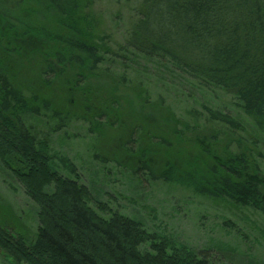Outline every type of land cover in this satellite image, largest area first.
<instances>
[{
  "label": "trees",
  "instance_id": "1",
  "mask_svg": "<svg viewBox=\"0 0 264 264\" xmlns=\"http://www.w3.org/2000/svg\"><path fill=\"white\" fill-rule=\"evenodd\" d=\"M91 1L0 0V163L38 218L33 239L0 224V256L9 264H219L104 205L99 211L109 215L99 216L74 166L51 150L50 137L74 120L70 112L78 106L103 125L108 115L125 116L133 139L148 131L164 147L162 170L173 169L170 154L181 155L186 178L174 184L264 215V176L253 162L264 151V0H140L122 44L114 45L101 35ZM103 64L190 93L194 107L182 118L162 115L181 132L170 134L164 118L153 123L145 116V92L130 88L134 113L132 98L103 88ZM26 72L39 76L37 89L23 82ZM186 132L202 135L200 146L175 141ZM189 176L197 182H187Z\"/></svg>",
  "mask_w": 264,
  "mask_h": 264
},
{
  "label": "rangeland",
  "instance_id": "2",
  "mask_svg": "<svg viewBox=\"0 0 264 264\" xmlns=\"http://www.w3.org/2000/svg\"><path fill=\"white\" fill-rule=\"evenodd\" d=\"M139 1H91L89 12L98 18L101 35L107 36L112 45L122 44L123 34L139 9ZM104 65L99 66L106 76L100 85L108 91L115 88L117 95L127 94L129 100L132 98L134 113L138 110V103L133 98L134 87L145 92V103L148 102L145 116L153 120V123H159L166 113L170 117L182 118L186 109L194 107L188 97L190 93L174 92L152 80L149 74L141 79L137 77L136 80L131 72L127 73L118 65H110L109 69ZM146 67L153 71L152 67ZM22 78L25 80L23 82L38 88L37 74L26 72ZM118 79H122L123 83L116 84ZM193 98L202 100L199 95H193ZM70 99L78 102L80 98L76 94ZM76 104L70 107H76ZM88 106L91 111L94 110L93 105ZM75 110L71 109L70 112L75 116L74 120L63 131L50 137V146L55 155L66 158L74 166L80 184L90 192L87 200L89 206L99 216L109 215L108 212L99 211L98 207L104 205L110 212L116 211L122 216L142 222L149 233L182 245L199 256L207 255L219 264H264L263 214L250 208L239 209L229 203L209 200L196 195L191 188L174 184L172 179L186 178L181 173L178 161L181 155L170 154L168 159L173 163V169L169 173L162 170L166 158L164 147L156 145L157 140L148 131L138 137L141 139H133L134 128L131 130L128 127L125 116L114 120L111 118L114 114L108 115L110 121L103 120V125L93 119V113H89L88 108L81 109L78 106ZM164 121L167 122L166 117ZM146 124L148 127L153 125L148 120ZM36 128L42 135L46 132L41 125ZM174 129L180 131L175 124L169 125L165 131L171 134ZM196 134L199 133L196 131ZM201 137L186 132L183 136H177L178 140L175 141L180 146L184 141H195L200 146ZM180 138H184V141L180 142ZM262 152H259L260 158L255 154L253 162L260 168V175L264 176ZM55 164L59 165L57 162ZM197 169L200 173L201 169ZM59 172L64 177L69 176L63 169H59ZM189 177L187 182H197L196 178ZM199 185L206 188L205 184ZM0 224L24 231L28 239H33L38 225L36 205L27 197L15 176L1 163ZM0 264L9 262L0 256Z\"/></svg>",
  "mask_w": 264,
  "mask_h": 264
}]
</instances>
